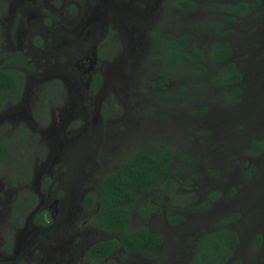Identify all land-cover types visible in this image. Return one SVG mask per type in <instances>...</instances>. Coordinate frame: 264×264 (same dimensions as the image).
Segmentation results:
<instances>
[{
	"label": "rangeland",
	"instance_id": "obj_1",
	"mask_svg": "<svg viewBox=\"0 0 264 264\" xmlns=\"http://www.w3.org/2000/svg\"><path fill=\"white\" fill-rule=\"evenodd\" d=\"M175 1L0 0V45L30 65L23 91L7 94L0 111V141L11 147L0 165V264H89L87 249L118 232L90 224L85 196L126 155L162 143L173 149V167L184 157L178 197L157 186L140 199L160 212L132 217L133 227L162 233L161 248L149 257L118 247L99 264H194L199 239L235 212L224 224L240 236L233 259L264 264V149L250 152L253 139H264V0L236 20L218 7L224 0H192L194 9ZM155 31L204 49L230 42L240 100H228L215 63L202 74L169 69L157 91Z\"/></svg>",
	"mask_w": 264,
	"mask_h": 264
},
{
	"label": "trees",
	"instance_id": "obj_2",
	"mask_svg": "<svg viewBox=\"0 0 264 264\" xmlns=\"http://www.w3.org/2000/svg\"><path fill=\"white\" fill-rule=\"evenodd\" d=\"M218 7L230 14L231 20L249 15L261 4L260 0H224ZM176 5L193 9L192 0H176ZM208 26V25H207ZM219 26V24H218ZM155 40L159 43L157 49L162 50L161 62L163 69L155 80L157 91H164L167 87V71L172 68H188L191 73L202 74L208 69L207 63L223 64L218 79L221 85H229L226 97L229 101H238L243 93L240 86L243 79L242 71L238 64L232 60L233 50L228 41H214L207 49L194 46L189 36H174L168 32L156 31ZM0 111L4 106L7 94L16 97L24 88L25 75L30 71L27 56L21 52H0ZM102 82V74L93 75L91 90L95 93ZM206 111L202 107L200 112ZM264 149V139H253L250 143V152L259 154ZM7 139L0 143V165L10 154ZM173 149L166 143L158 148L140 147L125 156L121 166L100 182L97 192H89L84 199L83 206L89 213L90 224L118 232L116 237L98 241L91 245L87 251L89 264H99L109 257L114 249L124 247L131 252H140L149 257L154 256L163 244L160 231L150 226L133 227L132 217L135 209L144 217H149L153 212H160L153 204H142L141 195L153 190L157 186H164L168 192L178 184V176L182 172L181 165L184 157L180 158L181 165L173 167ZM177 198L178 196L175 195ZM140 204L136 208V205ZM206 204V202H204ZM238 212L223 217L222 224L202 236L196 247L193 257L194 264H242L241 260L233 259L240 236L237 230L225 226L238 219ZM171 221L181 222L183 216H178ZM40 222L47 225L49 222L45 213L38 216ZM261 242V237H259ZM125 257V256H124ZM123 257V258H124Z\"/></svg>",
	"mask_w": 264,
	"mask_h": 264
},
{
	"label": "flooded vegetation",
	"instance_id": "obj_3",
	"mask_svg": "<svg viewBox=\"0 0 264 264\" xmlns=\"http://www.w3.org/2000/svg\"><path fill=\"white\" fill-rule=\"evenodd\" d=\"M183 9H184V8H183ZM193 9H194V8H193ZM155 32H156V31H155ZM39 39H40V37H39V38H36V41H38ZM0 52H1L2 54H6V53H8V52H12V51H5V50L2 49V47H1V45H0ZM92 78H93V77H92ZM91 82H92V81H91ZM3 139H7L8 143H9V139H8L7 137H2L0 143L2 142ZM9 146H10V144H9ZM10 150H11V147H10ZM10 154H11V152H10ZM10 154H9V155H10ZM9 155H8V156H9ZM8 156H7V158H8ZM184 164H185V161H184ZM38 220H39V219H38ZM154 230H155V229H154ZM158 231H159V230H158ZM161 234H162V233H161ZM162 236H163V235H162ZM163 242H164V236H163ZM90 247H91V246H90ZM90 247H89V248H90ZM89 248H88V249H89ZM88 249H87V251H88ZM86 253H87V252H86Z\"/></svg>",
	"mask_w": 264,
	"mask_h": 264
}]
</instances>
